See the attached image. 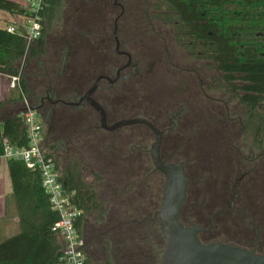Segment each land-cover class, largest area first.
Returning a JSON list of instances; mask_svg holds the SVG:
<instances>
[{"label": "trees", "instance_id": "trees-1", "mask_svg": "<svg viewBox=\"0 0 264 264\" xmlns=\"http://www.w3.org/2000/svg\"><path fill=\"white\" fill-rule=\"evenodd\" d=\"M156 1V7L166 5L179 14L181 41L190 44L198 54L211 58L215 67L225 74L234 96L244 104L245 111L241 112L244 120L259 122L254 134L259 148H263L264 16H257V12L264 0H242V24L237 26L231 23L228 28L223 27L221 9L228 8L232 13L237 7L236 0H213L211 13L206 0ZM60 2L43 0V19L47 18L51 23ZM0 9L11 13L26 12L14 0H0ZM170 14L173 15L172 12ZM234 19L235 16L230 15V22ZM45 30L47 28H44L38 40L29 45L23 35L0 28V73L20 75V97L0 101V154L3 153L4 138L19 146L28 143L23 120L24 98L34 107L49 92L58 98H66L61 87L71 77V72H65L64 64L68 63L72 70L74 53L73 50L58 51L51 57L50 64L46 63L47 60L42 59V55H48ZM238 91L241 95H238ZM69 108L75 110L76 114H70L71 119L78 118L79 109L75 106ZM252 129L246 124L247 133ZM91 130L79 122H70L60 130L62 134L54 137L51 145L61 154L65 150L64 155L60 156L61 168L54 158L66 191L73 193L72 200L83 211L77 225L84 238L87 264H161L166 241L156 213L162 196L159 193L155 199L146 200L140 187H102L99 190L91 186L87 176L94 172L89 169L99 159L90 153L94 151L89 136ZM263 153L261 151L250 164L245 162L243 170L247 173L244 178L253 175L264 184ZM8 167L21 232L0 242V264H61L62 242L53 231L59 213L52 208L49 196L42 187L40 172L31 170L18 159H8ZM94 174L98 179H107V175ZM190 210L188 193L181 217L186 225L191 221L188 215Z\"/></svg>", "mask_w": 264, "mask_h": 264}, {"label": "flooded vegetation", "instance_id": "flooded-vegetation-1", "mask_svg": "<svg viewBox=\"0 0 264 264\" xmlns=\"http://www.w3.org/2000/svg\"><path fill=\"white\" fill-rule=\"evenodd\" d=\"M225 2L227 3V1ZM241 2L242 0H236L237 7L232 10V13L228 11V8L221 9L224 28H228L232 25L231 23L237 26L242 24L243 10L240 7ZM127 3H129L128 7L126 6ZM127 3H121L117 0L113 1V6L120 7V12L114 18L113 40L115 41V48L108 60L105 61V59H102L99 61V63L108 65V69H105V66L104 68L97 66L98 72L95 78H93L87 70L89 66H87L85 61L81 64L80 62L73 63L72 70L69 69V64L65 63V72L69 71L70 73L72 71L71 77L61 87L62 93L67 99L58 98L55 94L49 92L38 102L36 109L47 126V139L49 134H55L54 131L62 130L67 124L73 121L79 122L86 128H103L101 125V116L96 110L100 120L99 124L94 125L92 111H90V109L92 110L94 108L87 99L78 105H69L61 101H56L60 99L78 101L94 85L99 76L105 75L108 78L105 77L100 80L99 86L92 94V97L105 108L108 126L124 118H132L126 117L125 115L128 109H137L139 106L149 108L153 112V115L142 113L136 114L133 117L144 116L163 131V141L160 149L163 160L181 162L183 160L176 161V159H187L192 161L197 155L198 157L203 156L206 159L211 158L210 165L206 169L215 175H222V170H224L221 161L223 158L222 150L226 147L231 151V155L235 161H238L233 166H237V171L241 175L232 187L234 194L229 200L230 203H226L220 207H226L221 214L228 210L233 211L236 198L238 197L235 193V187L236 185H240L247 173L241 172V169H244L246 166L245 162L250 164L251 160L260 154L256 153L257 151L255 150H259L260 148L254 132L248 136V138H253L252 144L250 145L248 143L242 144V141L239 139H242V136L246 138V124H249L254 131L255 128H258L259 122L244 120L245 118L241 114L242 111H245L244 104L240 103L239 98L234 96V91L229 86L230 82L226 80L225 74L215 67L213 60L207 56L198 54L195 50L191 49L190 44L181 41V24L179 23V14L176 11L168 9L166 5L163 8L156 7L155 5L158 4V1L155 0H129ZM206 3L211 13L213 0H206ZM230 15L235 16V19L232 20L233 22L229 20ZM258 15L259 12H257ZM120 22H123L126 32V37L124 38L118 35ZM139 35H141V39H139ZM154 35L164 45L168 42V36L172 35L173 41L194 60L193 66L183 67L179 66L175 61L170 60V58L168 60L161 56L151 57L153 51L147 49L146 46H150V41L153 40ZM69 43L70 41L68 40L66 45L69 46ZM123 43L124 45H141L143 47L141 51L142 55L136 60L131 51L122 45ZM78 47L79 50H83L82 55L84 60L85 55H89L90 46L89 44L85 45L79 40ZM150 58H153L151 64H159V72H155L156 74L143 70L142 68V65L144 63L147 64ZM163 63H167V68L172 74V77L168 78V81L163 80L161 76L163 73L161 70L165 69ZM180 73L183 74L182 77L179 75ZM231 83L234 82L231 81ZM176 84H183L184 88L177 90L176 95H172V101L170 103L167 100L168 94L171 96L170 89ZM213 90L220 91V97L215 98L211 96L209 92ZM199 94L200 96L203 94L206 97L207 100L204 104L198 101ZM238 95H241L240 91H238ZM165 100H167L168 105H171L168 110H164L163 108ZM59 105L64 108H60ZM69 106H75L79 109L78 118L75 120H72L70 114L67 112ZM261 108L264 109V104L261 105ZM223 123H226L224 132L228 136L234 127L239 129L235 137L230 138L227 135H218L220 132L217 126ZM213 125L216 128H213ZM131 126H140L156 138L154 131L142 123L121 126L113 130L103 129L114 132ZM227 127H230L228 131ZM177 138L180 140L175 144ZM150 149L149 151L147 149L145 153L152 160ZM90 153L94 154V157H98L96 152L92 151ZM184 163L187 172V163ZM154 170L158 171L155 166ZM190 182L192 180L189 178L188 188ZM216 211L212 214L210 225ZM221 214L217 215L216 218ZM215 225L216 223H214L213 228L209 232H202L200 235L203 233L211 234ZM220 242L231 243L229 241ZM254 251L258 253L260 251L258 242L254 246ZM261 253H264V251H261Z\"/></svg>", "mask_w": 264, "mask_h": 264}, {"label": "rangeland", "instance_id": "rangeland-1", "mask_svg": "<svg viewBox=\"0 0 264 264\" xmlns=\"http://www.w3.org/2000/svg\"><path fill=\"white\" fill-rule=\"evenodd\" d=\"M113 1L61 0L60 5L54 11L51 23H49L47 18H44L43 21L44 28H47L44 34L48 55H42V59L44 61L47 60L46 63H48L52 59L51 57H54V53L73 50L75 63L80 62L81 64L85 61L87 66H89L87 70L93 78L97 75V66L99 68H104L105 66V69H108V65L99 63V61L102 59L108 60L115 48V41L113 40L114 18L120 12V7L113 6ZM117 1L127 3L129 0ZM126 6L128 7L129 3ZM118 27L119 37H126L123 22H120ZM172 38L173 36L169 35L168 42L164 45L154 35L153 40L150 41V46H146L147 49L153 51L151 57L161 56L168 60L170 58V60L175 61L179 66H193L194 60ZM139 39H141V35H139ZM68 40L71 47L66 45ZM79 40L85 45L89 44L90 46L89 55H85L84 60L82 55L83 50H79L78 47ZM122 45L131 51L136 60L142 55L141 51L143 47L141 45H124V43ZM152 59L150 58L147 64L144 63L142 68L156 74L155 72H159V64H151ZM94 62L96 63L94 64ZM163 67L165 69L161 70L163 71L161 76L163 80L168 81V78L172 77V74L167 68V63H163ZM179 75L182 77L183 74L180 73ZM181 88H184L183 84H176L170 89L172 94L171 96L168 94V99L166 98L168 102L171 103L172 95H176V91ZM209 94L215 98L221 95L220 91L214 90L210 91ZM167 100L164 101V110H168L171 106L168 105ZM206 100L203 94L198 99L201 104H204ZM90 111H92L94 125L99 124L100 117L98 113L95 109H90ZM67 112L68 114L76 115L75 110H71L69 107ZM142 113L153 115V112L149 108H144L143 106H139L137 109H128L125 115L126 117H133L136 114ZM225 124L217 126L220 132L218 135H227L224 132L226 128ZM213 128L216 127L213 125ZM228 128L230 127H227V131ZM91 129L92 133L89 136L92 139V148L97 153L99 159L98 163H94L92 160L94 165L89 170L101 175H107V179H98L94 173H88L87 182L91 186L97 187L99 190L103 189L102 187H140L146 200L155 199V195L159 193L162 196L165 178L159 171L154 170L152 160L145 153L147 149L149 151V148H151L155 140L154 135L148 133L140 126L125 127L114 132L106 131L103 128L95 129L92 127ZM45 130L47 131L46 125ZM238 130L237 127H234L229 136H227L230 138L235 137ZM54 132L55 134L48 135L47 145L61 168L62 157L60 156L64 155L65 150L61 154L59 151L51 148V145L53 144L52 140L54 137H58L62 133L58 130ZM252 132L254 131L248 132L246 138L242 136L243 138L239 139L242 141V144H252L253 138H248ZM179 140L177 138L175 144ZM263 148L259 150L255 149L256 153L264 152ZM222 152L223 158L221 161L224 168L222 175H215L206 169L210 165L211 158L206 159L203 156L198 157L197 155L192 161L176 159V161L183 160L187 163L188 177L192 180L188 190L189 207L191 210L187 214L191 218L190 222L204 227H207L211 222L212 214L217 208L230 203L229 200L234 194L232 187L240 174L237 171V166H233L238 161H235L231 155V151L225 147ZM262 161L264 164V157H262ZM241 170V172H244L243 168ZM235 193L238 197L235 201L234 210H228L215 218L216 225L213 232L211 234H202L200 238L204 243L229 240L236 245H242L241 247L252 250H254L255 244L258 242L259 253H261V251H264V184L251 175L244 178L240 185H236Z\"/></svg>", "mask_w": 264, "mask_h": 264}, {"label": "water", "instance_id": "water-1", "mask_svg": "<svg viewBox=\"0 0 264 264\" xmlns=\"http://www.w3.org/2000/svg\"><path fill=\"white\" fill-rule=\"evenodd\" d=\"M105 77L108 78L105 75L99 76L94 85L78 101L60 99L56 102L61 101L69 105H78L87 99L100 114L102 127L108 130L142 123L154 131L156 138L151 149L149 148L152 162L165 178L162 201L156 213L160 222V229L166 241L161 255V264H264V253L259 254L254 250L226 242H202L200 233L209 232L214 226L216 216L224 212L226 207L214 213L209 227L194 222L186 225L181 220L187 202L189 184L184 161L172 162L162 159L160 149L163 141V131L144 116L124 118L108 126L105 108L92 97L99 86L100 80Z\"/></svg>", "mask_w": 264, "mask_h": 264}, {"label": "built area", "instance_id": "built-area-1", "mask_svg": "<svg viewBox=\"0 0 264 264\" xmlns=\"http://www.w3.org/2000/svg\"><path fill=\"white\" fill-rule=\"evenodd\" d=\"M43 8V0H27L26 12L23 13L24 21L8 25L7 31L23 35L29 45L33 44L43 35ZM10 78L11 87H20V75ZM24 104L27 107L23 110V120L28 143L19 146L4 138L0 158L22 160L28 168L40 172L42 187L49 196L52 208L59 213L53 231L62 242L61 264H87L84 238L77 225L83 211L74 203L73 193L66 191L61 180V171L47 145L43 119L27 98H24Z\"/></svg>", "mask_w": 264, "mask_h": 264}, {"label": "crops", "instance_id": "crops-1", "mask_svg": "<svg viewBox=\"0 0 264 264\" xmlns=\"http://www.w3.org/2000/svg\"><path fill=\"white\" fill-rule=\"evenodd\" d=\"M25 9L27 0H14ZM239 3V2H238ZM259 15L264 16V4H260ZM24 15L11 13L0 9V28H6L13 23H22ZM10 76L0 73V101L8 98L18 99L20 87L13 88L10 85ZM21 232L20 216L17 203L13 197V184L8 167V159L0 158V242L6 238Z\"/></svg>", "mask_w": 264, "mask_h": 264}]
</instances>
